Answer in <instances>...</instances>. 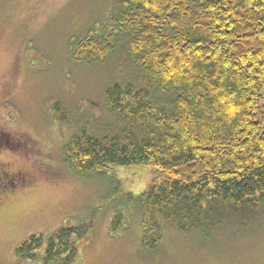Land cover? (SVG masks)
Here are the masks:
<instances>
[{
	"label": "trees",
	"instance_id": "16d2710c",
	"mask_svg": "<svg viewBox=\"0 0 264 264\" xmlns=\"http://www.w3.org/2000/svg\"><path fill=\"white\" fill-rule=\"evenodd\" d=\"M117 3L72 47L87 66L125 58V73L104 87L114 119L106 124L95 111L72 119L80 131L64 146L66 166L114 188L122 202L111 235L140 215L145 252L160 249L166 229L205 243L248 233L264 219V0ZM66 113L56 105L54 119L70 124ZM138 165L160 172L142 193H124L116 173ZM92 230L84 222L33 234L15 257L76 264Z\"/></svg>",
	"mask_w": 264,
	"mask_h": 264
},
{
	"label": "rangeland",
	"instance_id": "374dc122",
	"mask_svg": "<svg viewBox=\"0 0 264 264\" xmlns=\"http://www.w3.org/2000/svg\"><path fill=\"white\" fill-rule=\"evenodd\" d=\"M117 10V0H0V264H38L19 261L15 249L33 234L84 222L93 230L76 264H264V219L248 233H217L212 243L166 229L160 249L145 252L140 215L111 235L122 202L114 188L66 166L64 146L80 131L74 118L95 111L112 123L104 87L128 66L122 55L81 64L72 47ZM56 105L70 124L54 119ZM159 172L138 165L116 174L124 193L138 195Z\"/></svg>",
	"mask_w": 264,
	"mask_h": 264
}]
</instances>
